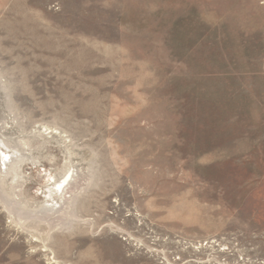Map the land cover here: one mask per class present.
<instances>
[{"label":"rangeland","instance_id":"1","mask_svg":"<svg viewBox=\"0 0 264 264\" xmlns=\"http://www.w3.org/2000/svg\"><path fill=\"white\" fill-rule=\"evenodd\" d=\"M0 264H264V0H0Z\"/></svg>","mask_w":264,"mask_h":264},{"label":"bare ground","instance_id":"2","mask_svg":"<svg viewBox=\"0 0 264 264\" xmlns=\"http://www.w3.org/2000/svg\"><path fill=\"white\" fill-rule=\"evenodd\" d=\"M4 155H5V153H3ZM3 165H4V167L3 168H5L6 169V167H7V164H6V162L5 161H3ZM58 185H59V183H58ZM60 191V190H59ZM65 192H66V190L64 189V187H61V198H64V197H67L68 195H67V193H66V195H65ZM46 206H49V208L51 209V210H56V209H58V207L60 206V204L58 203V202H56V203H49V204H46Z\"/></svg>","mask_w":264,"mask_h":264}]
</instances>
